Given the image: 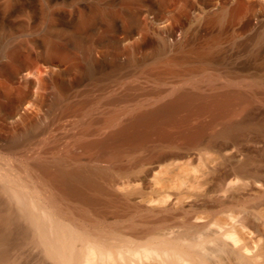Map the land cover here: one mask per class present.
<instances>
[{
	"label": "rangeland",
	"instance_id": "1",
	"mask_svg": "<svg viewBox=\"0 0 264 264\" xmlns=\"http://www.w3.org/2000/svg\"><path fill=\"white\" fill-rule=\"evenodd\" d=\"M43 163L85 175L83 194ZM3 180L59 196L122 264H264V0H0ZM174 238L201 255L160 247ZM27 247L23 264H51Z\"/></svg>",
	"mask_w": 264,
	"mask_h": 264
},
{
	"label": "bare ground",
	"instance_id": "2",
	"mask_svg": "<svg viewBox=\"0 0 264 264\" xmlns=\"http://www.w3.org/2000/svg\"><path fill=\"white\" fill-rule=\"evenodd\" d=\"M242 95V92L228 90L215 96L211 102L207 100L205 104L207 106L228 107L233 99ZM193 97H195L194 93L190 94L188 91H183L178 93L171 102L173 105L176 103H178V105L185 103L186 105ZM160 109L158 108L157 110L139 113L136 115L135 119L140 120L139 118L142 119L144 116H156V114H160ZM42 166L49 180L64 184V188L67 191L83 194L79 183L87 181L85 175L62 166L51 169L48 163H43ZM58 200L59 196L52 194L48 200L45 201L35 196L33 190L26 188L25 185L21 183L16 182L14 184H8L5 180L0 181V264H23V255L20 250L23 246L37 249L43 261L51 264H86V261L91 258L89 255L90 252L94 251L95 248L103 260L122 264L119 263L120 252L117 251L116 245L100 243L96 244L94 247L86 246L89 238L88 231L64 219L65 214L70 213L66 207H62L58 204ZM224 235L226 236V233ZM224 235L223 237L225 238ZM231 235H229L230 238ZM232 236H234V234ZM181 241H183V239H181ZM189 241L187 240L186 243ZM217 241L218 240L215 242ZM236 242L238 243V240H235L233 245H236ZM159 245L165 251L174 248L176 251L184 252V254L189 253L191 258L194 255H201L200 248L202 244L200 241H190L188 244H184L177 238L171 240L162 239ZM214 248L216 249V247ZM259 249L262 250V247ZM179 254L180 253H178V255ZM169 256H171V254H169ZM181 256L182 255H180V257ZM123 257L125 259V264H129L131 259L130 256L125 255ZM173 257V261L176 263L177 256L174 255ZM199 257H201L200 264H209L206 255L198 256V258ZM241 257L245 264H257L255 259L251 256L243 254ZM261 259L263 262L264 259ZM177 262L180 261L178 260Z\"/></svg>",
	"mask_w": 264,
	"mask_h": 264
}]
</instances>
